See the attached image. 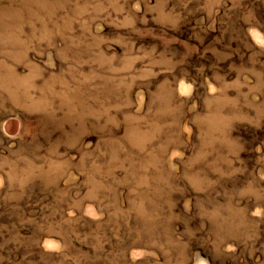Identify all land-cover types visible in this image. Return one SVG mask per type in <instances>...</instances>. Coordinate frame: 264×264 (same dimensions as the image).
I'll list each match as a JSON object with an SVG mask.
<instances>
[{
    "label": "rangeland",
    "instance_id": "obj_1",
    "mask_svg": "<svg viewBox=\"0 0 264 264\" xmlns=\"http://www.w3.org/2000/svg\"><path fill=\"white\" fill-rule=\"evenodd\" d=\"M0 264H264V0H0Z\"/></svg>",
    "mask_w": 264,
    "mask_h": 264
}]
</instances>
